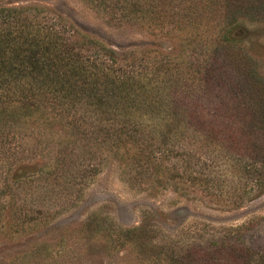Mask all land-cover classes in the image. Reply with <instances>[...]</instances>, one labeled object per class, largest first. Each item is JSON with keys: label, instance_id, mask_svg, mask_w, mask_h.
<instances>
[{"label": "trees", "instance_id": "obj_1", "mask_svg": "<svg viewBox=\"0 0 264 264\" xmlns=\"http://www.w3.org/2000/svg\"><path fill=\"white\" fill-rule=\"evenodd\" d=\"M88 1L118 25L148 23L167 36L191 31L201 42L189 43L206 51L190 75L170 66L140 67L43 7L0 5V215L9 206L8 189L50 182L45 171L20 167L35 160L20 129L21 110L31 108L50 109L88 140L109 139L116 148L133 143L138 175L166 163L171 178L189 181L218 205L260 196L264 72L224 51L235 41L237 17L264 15V0ZM79 155L66 165L80 160L66 173L74 185L91 171ZM15 207L48 213L43 205ZM233 231L169 240L177 247H170V257L183 264H264V250L238 244Z\"/></svg>", "mask_w": 264, "mask_h": 264}, {"label": "rangeland", "instance_id": "obj_2", "mask_svg": "<svg viewBox=\"0 0 264 264\" xmlns=\"http://www.w3.org/2000/svg\"><path fill=\"white\" fill-rule=\"evenodd\" d=\"M0 5L43 7L114 49L121 61L134 59L140 67L170 66L190 75L206 51L191 31L167 36L148 23L118 25L88 0H1ZM237 19L241 26H235V41L224 54L264 72V15ZM21 114L23 145L35 160L20 167L45 171L50 182L7 190L0 264H183L170 257L175 254L170 247H177L169 240L206 238L229 226L238 244L264 250V191L234 206L218 205L189 181L171 178L166 163L138 175L131 163L137 152L133 143L116 148L109 139L88 140L50 109H22ZM78 153L91 171L74 185L66 173L80 160L66 165ZM22 169L15 171L22 174ZM60 170L61 177L54 176ZM20 202L27 208L43 205L48 213L25 214L15 207Z\"/></svg>", "mask_w": 264, "mask_h": 264}]
</instances>
